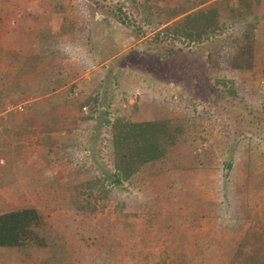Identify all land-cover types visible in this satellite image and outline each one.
Listing matches in <instances>:
<instances>
[{"label": "rangeland", "instance_id": "obj_1", "mask_svg": "<svg viewBox=\"0 0 264 264\" xmlns=\"http://www.w3.org/2000/svg\"><path fill=\"white\" fill-rule=\"evenodd\" d=\"M197 1L202 4L190 8L192 0H148L149 13L142 17L129 0H91V19L85 20L72 0H0V67L13 57L19 70L15 80L0 78L8 104L0 118L22 121L14 127L18 169L41 181L28 191H3L0 214L36 208L46 240L43 247H1L0 264H248L250 256L260 258L254 264H264V132L238 133L245 121L235 115V120L223 118L202 103L185 85L188 72L183 69L193 62L208 66L207 54H215L212 77L218 83L212 86L222 89L223 97L234 90L241 103L259 111L264 31L256 26L255 62L245 72L223 67L230 41L226 36L232 33L226 25L223 33L196 40L182 35L188 26L180 23L182 33L173 45L162 43L175 50L170 64L159 66L151 56H136L119 69L112 60L191 10L225 0ZM263 2L258 6L264 12ZM259 16L264 24V15ZM91 35L96 48L88 43ZM65 38L89 50L94 59L90 72L68 64L57 50ZM52 73L71 79L69 94L55 93L66 87L45 91L53 86ZM95 93L99 101L93 109V101L86 100ZM105 112L109 120L116 114L132 121L164 120L178 145L121 185L108 184L94 210L78 209L89 191L86 183L110 168ZM35 145L49 149L50 156L38 153ZM44 166L53 174L47 180L37 172ZM22 193L35 205L4 204L25 202Z\"/></svg>", "mask_w": 264, "mask_h": 264}, {"label": "trees", "instance_id": "obj_2", "mask_svg": "<svg viewBox=\"0 0 264 264\" xmlns=\"http://www.w3.org/2000/svg\"><path fill=\"white\" fill-rule=\"evenodd\" d=\"M260 1L261 0H238L237 4H234V2L230 4L229 1L225 0L203 5L186 13L180 17L179 20H174L166 26L161 27L153 36L144 40V42L131 45V47L124 51L128 53L124 57H122L123 52L112 60L115 65L116 60L118 61L117 67L119 69L125 68L126 64L131 65L132 60L135 61L136 56L138 59L142 56H151V58L155 60V65L158 64L159 66L161 64L163 66L167 61V63L170 64V60H174L172 57H175V50L173 46H164L162 43L167 40L168 43L173 45L172 41L174 38L182 33L178 30L180 23H182L181 25L188 26V31L182 33V35H190L196 40H201L202 37H214L223 33L222 28L224 25L229 29L231 25L242 21L245 28L241 36H236L233 33H228L229 35L226 36L230 41L229 48L226 51L224 50L226 58L223 67H225V69L238 70L240 72L249 71L254 66V56L258 47L256 41V36H258V34L255 32L256 26L258 28L261 27V31H264V24L262 20H260L261 22L259 21V15H264V12L261 10L262 8L259 9ZM129 3L131 7L136 10L138 15L146 17L149 13L148 0H140V2L139 0H129ZM198 4L201 5L202 3L199 1L196 3V0H192L187 7H196ZM217 5H224L225 7H222L220 10L219 7L215 8ZM241 7L243 8L241 9ZM181 11L182 9L178 12H172L171 14L176 16ZM98 21L105 24L103 19H99ZM254 21H257V24ZM104 27L107 26L105 25ZM94 36L95 35L88 36V43L96 48L99 44L96 40L94 41ZM111 43L112 39L109 38L107 47H109ZM215 57L216 55L211 54V52L207 54L206 61L210 63L208 66L197 62H193L189 64V66L187 65L188 67L185 65L183 69L188 72L184 80L185 85L190 87L196 96L198 94L199 100L202 103L208 108H211L213 112L222 115L223 118L234 119L232 117L235 115L236 120H244L245 122L242 130L238 133L253 131V129H255V131L264 132V93L262 95L263 105L259 111L241 103L242 100L234 90H231L232 95L230 97H223L224 94L222 93V89L218 91L212 86L218 83V78L215 79L212 77L214 70L211 65L213 64V59L214 63L217 60ZM178 62L179 60H177L174 65L177 66L179 64ZM183 63L186 64L185 61H183ZM180 65L183 66V64ZM151 70L155 69L151 68ZM50 76L52 78L49 81H51L53 86H51V88L46 87L45 91L55 92L62 87H66L67 90L61 89L55 93L63 92L69 94V86L72 87L70 78L60 77V75L53 73ZM73 83L74 82H72V85ZM86 101H93L91 105H93V109H96L97 107L95 106L99 101L98 94L95 93L94 95L88 96ZM92 111L93 110L90 109V112ZM107 115L108 112H105L103 125L108 127V136L104 146L107 148L106 158L107 163L110 164V168H107L106 172L101 174V176H97L93 181L86 183L89 187V191L83 193L82 198L79 199L80 204L76 206L78 209L94 210L96 208L95 202L97 203L98 199L103 197L104 192L108 190V184L121 185L124 181L129 180L144 165L150 166L153 163H157L166 155L171 146L178 145L175 131L164 120L132 121L126 116L119 114H116L112 120H109ZM233 123L234 122H232V124ZM234 141L235 140H233V142ZM231 151L232 145L229 146L228 153L231 154ZM226 165L228 169L231 168L230 161H228ZM42 228V218L39 211L34 207H23L10 212L1 213L0 248L43 247L46 245V240L43 237ZM259 259L260 258L254 259L253 256H250L248 264H254Z\"/></svg>", "mask_w": 264, "mask_h": 264}, {"label": "crops", "instance_id": "obj_3", "mask_svg": "<svg viewBox=\"0 0 264 264\" xmlns=\"http://www.w3.org/2000/svg\"><path fill=\"white\" fill-rule=\"evenodd\" d=\"M5 58V56H2L1 59ZM14 64V58L11 57L4 61L3 67H0V78H4V76L8 78H12L15 80L18 78V69L15 70L13 64ZM7 69V70H6ZM6 70V71H5ZM11 79V80H12ZM13 84V82H11ZM4 84L0 83V113L3 112L5 104L7 102L4 101V95L6 92L3 89ZM5 88V87H4ZM14 108V107H12ZM11 109V108H7ZM22 123L21 120H13L10 118H0V195L4 200V194L3 191H28L30 190V185H35L41 183V181L37 182L36 180H32V176H28L29 174L22 173L20 169H18L19 159L21 158L19 153V145L16 144L15 138H17V130H14V127L20 126ZM36 132V131H35ZM43 132V131H41ZM46 135V133H42L43 137ZM44 138V137H43ZM43 144V143H42ZM40 146L35 145L34 150L38 149V153L41 152V154L47 158L50 156L49 149L46 147L42 148V151L39 150ZM28 154V153H27ZM33 155V159H34ZM41 157V156H40ZM29 164V159L27 161ZM37 172H41V174L46 177L52 176V172L49 168L44 166L41 170H37ZM47 180V179H46ZM36 186V185H35ZM28 195L25 193L21 194V198L25 201L23 203H4L9 206H28V205H35L32 204V202H29V199L26 198ZM1 204V203H0Z\"/></svg>", "mask_w": 264, "mask_h": 264}, {"label": "clouds", "instance_id": "obj_4", "mask_svg": "<svg viewBox=\"0 0 264 264\" xmlns=\"http://www.w3.org/2000/svg\"><path fill=\"white\" fill-rule=\"evenodd\" d=\"M72 6L76 14L85 20L91 19V0H72ZM245 25L242 23L231 25L228 29L236 36H241ZM57 50L65 57L68 64L90 72L94 67V59L89 50L80 42L71 38H65L57 44Z\"/></svg>", "mask_w": 264, "mask_h": 264}, {"label": "built area", "instance_id": "obj_5", "mask_svg": "<svg viewBox=\"0 0 264 264\" xmlns=\"http://www.w3.org/2000/svg\"><path fill=\"white\" fill-rule=\"evenodd\" d=\"M18 108H20V106H18Z\"/></svg>", "mask_w": 264, "mask_h": 264}]
</instances>
